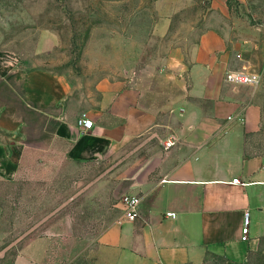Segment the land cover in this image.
<instances>
[{
    "label": "crops",
    "instance_id": "crops-1",
    "mask_svg": "<svg viewBox=\"0 0 264 264\" xmlns=\"http://www.w3.org/2000/svg\"><path fill=\"white\" fill-rule=\"evenodd\" d=\"M229 53L214 29L190 47L170 48L154 71L159 91L127 71L98 77L89 89L45 65L10 63L0 71V130L8 136L0 143V180H14L31 151L60 148L73 162L108 160L132 144L150 152L132 168L137 172L126 190L142 198L137 219L109 225L70 264H210L209 257L244 264L259 248L264 156L248 155L246 141L259 131L261 111L244 93L247 86L226 82ZM160 111L167 121H159ZM79 118L92 122L86 133ZM170 135L171 149L148 147ZM245 212L248 242L241 241ZM11 264L57 262L23 251Z\"/></svg>",
    "mask_w": 264,
    "mask_h": 264
},
{
    "label": "rangeland",
    "instance_id": "rangeland-1",
    "mask_svg": "<svg viewBox=\"0 0 264 264\" xmlns=\"http://www.w3.org/2000/svg\"><path fill=\"white\" fill-rule=\"evenodd\" d=\"M208 29L227 42L229 72L259 78L244 90L261 111L259 131L246 141V152L264 156V0H0V71L10 63L45 65L81 89L103 75L124 77L127 71L159 91L154 71L170 48L190 47ZM158 119L168 116L160 111ZM7 137L0 130V143ZM147 144L161 148L156 138ZM136 147L91 162L69 161L60 148L26 152L14 180H0V264H11L23 251L72 263L117 222L119 198L137 172L132 168L150 155ZM244 264H264V239Z\"/></svg>",
    "mask_w": 264,
    "mask_h": 264
},
{
    "label": "built area",
    "instance_id": "built-area-1",
    "mask_svg": "<svg viewBox=\"0 0 264 264\" xmlns=\"http://www.w3.org/2000/svg\"><path fill=\"white\" fill-rule=\"evenodd\" d=\"M258 76L255 74L230 71L226 73L225 80L227 83L235 86H255L258 83ZM77 127L86 133L92 127V122L85 118H79L77 120ZM176 144L175 136L170 135L167 138L160 140V145L163 150L167 151L171 149ZM165 180H162L161 183H164ZM233 184L244 185V183L238 182L237 179L232 180ZM142 202V198L138 194L123 193L118 201V208L120 215L117 219L118 224L134 222L139 215V208ZM167 217H174V214H166ZM250 217L248 212H245L242 220L241 227V241H249V232H250Z\"/></svg>",
    "mask_w": 264,
    "mask_h": 264
}]
</instances>
